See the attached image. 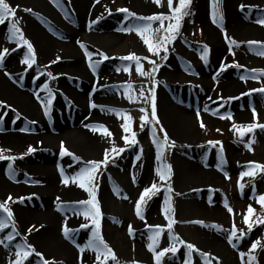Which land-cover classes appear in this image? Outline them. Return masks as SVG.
Wrapping results in <instances>:
<instances>
[{"label":"rangeland","instance_id":"rangeland-1","mask_svg":"<svg viewBox=\"0 0 264 264\" xmlns=\"http://www.w3.org/2000/svg\"><path fill=\"white\" fill-rule=\"evenodd\" d=\"M6 2L12 7L19 6L16 13L19 27L25 37L33 44L37 62L30 69L27 68V65L22 64L21 60L27 51L26 47L18 48L12 52L11 49L16 47L15 42L8 40L6 25H0V50L3 48L10 50L3 65H0V79L20 92L28 91L29 101L31 100L32 108L38 116L35 118L42 120L41 125H49L52 122L53 114L51 115V113L57 107L55 105L56 99L61 97L58 88L63 83H70L78 92H87L95 96V99H98L102 93L114 98V101L110 103L95 102L97 107L94 110L104 112L109 116V120L106 122L99 121L94 125L106 126L112 133V136L109 137L104 135L102 130L93 131L95 133L94 138L99 144L95 152L86 153L78 149L79 138L73 137H64L60 141L41 139L36 140V143L32 142L19 146L0 142V148L10 150L5 151L3 155L23 157L15 161L0 160V181L5 182L6 185L4 186L8 189L5 193L1 190L4 186L0 188V203L4 202L9 195L17 200L14 204L10 203L17 230L19 224L23 223L18 216L20 209L35 211L42 209L45 205L44 199L39 195L38 188H36L38 174L25 172L20 168V165L24 163L38 164L43 155L50 156L51 161L64 165L65 176L71 178L83 167V162L102 160L105 150L116 147L126 148V150L116 156L107 168L101 169V174L96 178V184L98 185L97 199L102 212L101 232L104 240L116 253L119 264H133L134 261L137 264H154L153 254L147 248L148 236L151 235L147 225L166 226L167 220L162 214L166 195L171 196L174 208L175 223L172 234L178 235L184 241L192 243L200 250L217 257L220 264H241L239 252L247 253L251 242L256 239H261L264 243V225H254L253 231L247 232V225H245L242 215L246 213L251 204L255 213L250 219L255 221L264 217V209L256 202L259 195L264 194V173L258 172L254 178L244 177L241 179L240 177L241 172L248 170L249 162L264 164V131L257 128L254 133L246 134L241 138L238 131L232 127L234 123L244 126L250 123L264 124V93L251 91L264 87V75L257 72V78L252 79V73L248 71L250 69H264V56L258 54L264 51V48L260 44L249 45L248 43L249 41L264 43V26L256 22L259 19H264V0H218L219 8L223 13V28L220 24L212 22V0H192L191 15L184 17L180 34L176 41L169 45L167 60H162L160 56L149 53L146 45L135 32L118 31V29L128 27L134 21H125V14L117 11L119 8H127L140 16L168 14L169 9L166 0H162L163 6L156 5L153 0H135L137 6L133 3L125 4L122 0H109L108 6L102 11V18L98 17V23H92L94 20L91 21L92 29L100 34L103 33V35L115 31L121 37V41L116 46L106 49L104 53L109 59L99 63L95 72L89 67L84 49H79L78 63L84 65L89 73L87 84L80 78H71L57 71L58 67L73 63L70 59H63L66 54L63 49L59 50V55L54 59H51L50 53L46 57L42 55L35 35L29 30V22L34 17L39 18L38 21L41 23L40 27L44 33L51 38H57V41L66 39L65 32L58 27L56 28L57 24L45 15L40 16L34 12L22 11L25 8L22 0H6ZM50 2L60 18L67 22L66 16L75 17L76 12H78L73 3L71 4L72 0H59L58 3H53V0H50ZM141 2H143V6H138ZM241 5L245 6L243 11L240 10ZM173 6H178V0H173ZM35 7L37 8V6ZM108 10H111V15H109ZM72 22L70 19V27L74 29ZM167 23L165 21V24ZM152 27H159L158 22H154ZM225 31L227 36L235 39L238 44V46H231V52H234V55L231 54L230 45L224 38ZM90 42L100 44L95 39H91ZM204 45H208L210 49L207 63L200 59ZM129 53H135L140 57H149L161 65L155 74V79L158 82L156 87L157 117L169 137L176 142V147L167 150L164 156V160L173 168L174 175L170 181L173 192L169 194L162 189L158 195L148 200L143 209L145 220L136 216L135 202L145 187L158 180L155 169L159 166V162L156 160L155 145L152 143L151 126H145L143 130L140 128V116L144 113H141L139 109L144 107L150 113V104L130 103L125 98L124 89L121 87L125 83H130L132 85L131 91L137 94L141 88L147 91L151 87L149 77H141L136 73L134 62L120 59ZM160 55L163 56L164 53L161 52ZM57 57H60V60L52 63L56 61ZM97 59L102 58L98 56L95 59L92 58L93 61ZM222 62L227 65L239 63L242 67H228L226 71L220 73L217 80H214L213 77L219 72ZM141 63L145 71H149L152 67L146 60H142ZM129 65L131 66L130 74L123 71L124 67ZM118 68L120 71H117ZM48 72H51L56 79L48 77ZM6 73L11 74V78ZM105 73L108 74L107 83H104L102 79L100 80V76ZM168 74H172L171 77ZM242 76L246 79L242 80ZM44 84H47L53 93V103L47 115L41 103L47 97V91L42 90L41 87ZM16 89L14 91L18 92ZM249 92H251L250 95H243ZM36 94H39L40 100L36 98ZM210 97L211 99H209ZM1 100L2 98H0ZM171 105L189 110L190 116L179 115L178 120L168 117L165 115V110ZM205 105L208 106L209 111H204ZM221 105L223 106L221 107ZM63 108L66 110L65 114L64 111L62 112ZM66 108L65 104L59 106L60 112L65 115V120L70 127L75 125L72 120L82 121L86 116L82 113L72 116L75 108L68 112ZM109 109L123 110L125 114L132 117V129L137 134L138 143L136 145L130 147L125 145L122 139L124 133L121 128V124L124 122L123 118L117 117ZM217 109V114L213 115L212 112ZM253 109L257 114L255 119ZM197 110L200 112V119L206 125L205 129L199 127ZM8 111H10L8 108L0 107V115L7 114ZM11 113L4 115V117L11 116L3 119V122L0 123V136L18 135L19 138L25 140L27 137L33 134L37 136V133L43 131V126L37 122L33 123L18 114ZM229 113L232 119H221V116H227ZM177 121H186L187 127L180 131L171 130V124L175 125ZM20 129H26V131L22 132ZM160 135L162 138V134ZM208 141H220L223 152H220V145L214 147L209 145ZM249 141H254L251 150L246 147ZM61 142L75 156L80 157L81 161L77 162L71 156L62 157L60 155ZM37 144L41 146H37ZM57 145L59 146L58 150H51ZM29 146L34 147L36 151L26 154ZM141 149L143 150L142 154ZM137 155H141L140 160H136ZM181 161L193 164L199 171L208 173L211 176L209 177L210 180H206L204 177L190 178L189 175L182 174L179 167ZM9 164L15 169L14 179L9 178ZM143 171L145 175L141 177L142 174L140 175V173ZM225 173H227V178ZM108 175L112 178L111 182ZM133 177H135V182H133ZM145 178L149 180L148 183H146ZM59 180L62 183V177H59ZM240 183L245 185L243 189H240ZM69 184L77 187L81 193L75 201L89 198L88 193L76 184L71 183V181ZM20 197L26 198L23 203L18 202ZM28 197L31 198L28 199ZM75 201L62 200L53 202L51 205L57 217L64 218L66 214H73L74 209L80 208L74 203ZM225 201L233 208L234 216L227 212L224 206ZM196 203L202 208L200 212L192 208ZM61 204H63L62 208L60 207ZM0 215L3 214L0 213ZM76 216L78 218L77 224L68 225V227L81 229L83 240H81L80 246L83 247L91 235V224L82 215ZM195 220H202L208 225L218 224L224 230H230L234 220L237 229L244 230L247 234L242 240L234 241L236 244L234 248L227 242V231L191 223ZM82 223H89V228H80ZM129 225L135 231L134 236L128 234ZM33 226H35V230L31 233L26 232L29 238L43 233L44 224L40 220L32 224L30 228ZM10 230V228L6 229L5 233L7 234ZM213 236L219 238V243L223 247L209 241V238ZM73 237L74 242L66 238L65 240L69 244L78 241L76 232L73 233ZM24 242L27 241L21 240L20 243ZM171 243L169 234L165 230L157 248L159 250L169 247ZM177 247L179 248L177 255L175 257H172L171 254L166 255L162 264H182L186 250L181 245L177 244ZM0 248V250H6L3 245ZM76 249L78 250V248ZM82 254H89L91 257L89 264H95V253L92 250H86ZM255 255L258 264H264V251L257 249ZM193 261L194 264H202L197 253H193ZM27 264H43V262L40 257L33 255ZM109 264H115V262L110 261Z\"/></svg>","mask_w":264,"mask_h":264},{"label":"snow or ice","instance_id":"snow-or-ice-1","mask_svg":"<svg viewBox=\"0 0 264 264\" xmlns=\"http://www.w3.org/2000/svg\"><path fill=\"white\" fill-rule=\"evenodd\" d=\"M59 0H53V3H58ZM96 3H99V0H95ZM153 2L158 6L162 5V0H153ZM167 7L169 9L168 14L159 13V14H153L149 16H140L135 12L130 11L127 8H119L117 11L124 13V20H132L134 23L130 24L128 27H124L121 29H118V31H123L127 33L135 32L143 41V43L147 47V51L154 56H160L162 60H167L168 58V52H169V45H171L174 41H176L178 35L180 34V30L182 27V22L184 20V17L191 15L190 6L192 3V0H178V6H173V0H166ZM245 8L244 5L240 6V10L243 11ZM19 10V6L12 7L6 0H0V25H6L8 29V40L15 42L16 47L12 48L11 51L15 52L18 48H24L26 47L27 51L25 53L24 58L21 60V63L24 65H27V68H32L34 64H36V53L34 50L33 44L25 37L22 29L19 27V21L17 19L16 13ZM22 11L26 13H32L33 9L31 8H23ZM109 15H111V10H108ZM211 19L213 23L220 24V26L223 28L222 21H223V13L219 8L218 0H212V11H211ZM98 20L92 21V23H98ZM165 21L168 23L165 24ZM154 22H158L159 27L153 28L152 25ZM261 26H264V19H259L256 21ZM224 38L230 45V52H231V46L236 45L238 46L235 39L230 38L227 36L226 31L224 32ZM78 43H80L78 41ZM249 45L252 44H260L262 48H264V43L262 42H256V41H249ZM80 47L84 49V55L87 57L89 61V67L95 72V69L99 63H102L103 60L109 59V57L102 51L97 50L96 52L89 51L87 47L84 44H80ZM8 48H3L0 50V65H3L5 57L7 54H9ZM161 52L164 53L163 56H161ZM210 49L208 45H204L202 48V53L200 56V59L203 60L205 63L208 61ZM232 55H234V52H231ZM259 55L264 56V51H261L258 53ZM93 56L101 57L102 59H97L96 61L92 60ZM120 59L125 61L134 62L135 64V71L136 73L141 77H149L151 79V87L147 89V91L144 88H141L140 91L137 93H133L132 85L130 83H125L121 87L124 89V96L130 103H145L150 104V113L148 109L141 107L139 111L141 113H144V115L140 116V128L143 130L145 126L150 125L152 128V143L155 145L156 148V160L159 162V166L155 169V174L158 178L157 181H153L150 186L145 187L143 191L139 194V198L135 202V214L136 216L141 219L145 220V216L143 214V209L145 205L147 204V201L152 199V197L158 195L161 190L163 189L166 193H172L173 188L171 187V179L174 175L173 168L171 164H168L164 160V156L167 150L171 148L176 147L175 140H172L167 131L164 129V127L160 124V121L157 117V94H156V87L158 82L155 79V74L159 71V68L161 67L160 64L157 63L156 60L150 59L149 57H140L135 53H129L127 56L120 57ZM60 60V57H57L56 61H53L52 63H56ZM142 60H146L148 64L152 65L151 69L149 71H145L143 68V65L141 63ZM228 67H236L240 68L242 67L239 65V63H234L233 65H227L223 62L220 65L219 72L216 74V76L213 77L214 80H217L220 73L227 70ZM131 66L124 67L123 71L128 72L130 74ZM117 71H120L118 68ZM250 73H252L251 78L256 79V73L260 72L262 75H264V69H250L248 70ZM6 75H9L11 78V74L6 73ZM43 75V73H42ZM47 76L56 79V77L53 76L51 72L47 73ZM38 78V77H37ZM242 80L246 79L245 77H241ZM42 90L47 91V97L45 100L41 101L42 106L44 108L45 114L47 115L51 105L53 103V93L51 89L48 87L47 84H44L41 86ZM253 92H262L264 93V87L259 89H253L251 90ZM251 92L245 93L243 95H250ZM36 98L40 100L39 94H36ZM211 99V97L209 98ZM232 99V98H229ZM4 102L0 101V107H4ZM223 105H221L222 107ZM91 108H96L97 105L93 102L90 104ZM109 111L115 113L117 117L123 118V123L121 124V128L123 130V137L124 143L126 146H134L138 143L137 141V134L132 129V117L130 115H127L123 112V110H117V109H109ZM204 111H209L208 106H204ZM218 112V109L213 111L212 114L216 115ZM6 115V113L4 114ZM4 115H0V123L3 122ZM197 119L199 122V127L201 129H205L206 125L203 122L202 119H200V112L197 110ZM255 110L253 109V117L256 118ZM232 119L231 114L229 113L227 116H221V119ZM17 119H19V116H17ZM35 123V122H33ZM85 127L91 128L92 131L102 130L103 134L106 136L111 137L112 133L106 128V126L103 125H85ZM233 129L237 130L239 133V136L243 138L246 134L254 133L255 129L259 128L261 131H264V124L259 123H250L246 126L244 125H232ZM20 131H26V129H20ZM217 131H220L217 129ZM162 134V138L161 135ZM254 141H249L248 144H246V147L251 150V145ZM209 145L216 146L220 145V152H223V146L220 141H208ZM126 150V148H116L113 147L110 150H105L103 159L102 160H90L83 162V167L79 169L78 172L75 173L73 177H67L65 176L64 169L60 168V175L62 177V183L67 187L71 181V183L76 184L80 189L84 190L88 193V199L75 201L74 203L79 205V209H74L73 214L74 215H82L86 221H90L91 224V235L89 237V240L87 244L83 247L80 245H76V247L79 249L80 253H84L86 250H92L95 253V264H109L110 261L115 262V264H119V261L117 259L116 253L113 251V249L109 246V244L104 240L102 232H101V219H102V212L100 203L97 199V187L96 184V178L98 175L101 174L102 168H107L109 163L115 159L116 156H119L121 153H123ZM5 151H10L7 149L0 148V160H8V161H15L16 159L23 157H15V156H5L3 153ZM36 149L32 146H29L27 149L26 154H31L35 152ZM143 150L141 149V154ZM60 155L63 156H71L73 160L80 162L81 158L78 156H75L72 152H70L64 145L63 142L60 144ZM141 155L136 156V160H140ZM71 166V165H70ZM248 170L243 171L240 173L241 179L244 177H252L254 178L257 173H264V164L257 163V162H249L247 165ZM225 176L227 178V173H225ZM9 178L14 179L15 178V169L12 167L11 164H9ZM133 182H135V177H133ZM240 189H243L245 185L243 183L239 184ZM254 190V189H253ZM179 195V193H177ZM31 197H28L30 199ZM127 198V197H125ZM26 198L20 197L18 198V202L23 203ZM57 201H60V197L56 198ZM17 200H14L11 195H9L6 200L2 203H0V213L3 215H0V233L5 232L6 229H11L7 232L6 235L3 236V238H0V245H3L5 248H8L9 246H13L15 248L14 256L9 260V264H27L29 262L30 257L35 255L36 257H40L43 264H52L51 261L45 259L43 257V254L38 252L35 247L27 242L24 243H17L13 245V241L16 239V237L20 236L19 231L16 227V221L14 219V212L10 207V203L14 204ZM262 209H264V194H260L257 201H256ZM225 208L227 209V212L229 214H234V210L232 207H230L225 201ZM60 207H63V204L60 205ZM59 210V209H58ZM174 208L171 202V196L166 195L163 206H162V214L164 215L165 219L167 220L166 226H160V225H147L149 231L151 232V235L148 236L149 243L147 244L148 250L153 254L154 258V264H162L163 258L171 254L172 257H175L179 251L178 245H181L185 248V255L182 264H194L193 261V253H197L200 258L202 264H213V261H215V264H220V261L217 257L212 256L208 252H204L197 248L194 244L184 241L182 238H180L178 235H173V225L175 223L174 217ZM255 213V209L250 204L246 210V213L243 215V221L245 225H247V232L253 231L254 225H264V217L259 218L258 220L253 221L250 219L253 214ZM118 222V221H116ZM191 223L199 224L203 227H211L213 229H219L221 231H227V242L232 245V247H236V244L234 241H239L244 238V236L247 234L244 230H238L237 226L235 224V221L233 220L232 227L230 230H224L222 226L218 224H205L202 220H195L191 221ZM80 228H89V223H82L80 225ZM33 230H35V226L28 229V232L31 233ZM167 230L169 234V239L172 241L169 247H164L162 249L157 248L159 240L162 236V234ZM79 229H72L68 227L67 222L65 221L62 225V234L66 239L73 240L74 237L73 233L78 232ZM239 233V234H238ZM128 234L129 236H134L135 231L132 228L131 225L128 226ZM257 249L260 251H264V243H262L261 239H256L251 242L250 248L246 252H239V258L241 261V264H258L257 257L255 255ZM247 257V259H245ZM81 264H83V260L81 258ZM133 264H137V262H133Z\"/></svg>","mask_w":264,"mask_h":264},{"label":"bare ground","instance_id":"bare-ground-1","mask_svg":"<svg viewBox=\"0 0 264 264\" xmlns=\"http://www.w3.org/2000/svg\"><path fill=\"white\" fill-rule=\"evenodd\" d=\"M24 2L25 8L33 9V12L36 14L45 15L49 19H51L54 23L57 24L56 28H60V30L64 31L66 34V39L59 40L57 38H51L47 36L42 30L40 20L37 17H34L29 22V30L35 35L36 41L40 46V51L43 56H48L50 53L51 59H54L57 55H59V50L63 49L64 53L63 59H70L73 63L67 64L62 67H58L57 71L63 73L62 75H66L71 78H80L84 80L87 84L88 82V72L84 65L78 63L77 54H79V49H81L80 44H84L89 51L96 52L97 50L105 52L106 49H110L117 44L120 43L121 37L115 32L111 31L108 34H100L99 32H95L92 29V20L98 19V17L102 16V11L108 6L109 0H99V3H96L95 0H72L71 4L76 7L77 11L76 16L69 17L66 16L65 21L57 14L56 9L52 7V3L50 0H22ZM133 1V2H132ZM125 4L136 5L135 0H122ZM34 6H37V8ZM137 6V5H136ZM138 6H143V2L139 3ZM199 9V8H198ZM37 15V16H38ZM100 15V16H99ZM39 16V17H40ZM41 18V17H40ZM102 18V17H101ZM70 19H72V25L74 29L70 27ZM52 25H54L52 23ZM43 31V32H42ZM81 31V33H80ZM86 33V34H85ZM84 34V35H83ZM91 39H95L99 41L100 44H94L90 42ZM78 41L80 43H78ZM46 54V55H45ZM97 56H93L95 59ZM50 59V56L48 57ZM87 58V57H86ZM89 62V61H88ZM74 64V65H73ZM171 75L172 74H168ZM108 74L105 73L100 76V80L102 79L105 83L107 80ZM165 77V76H164ZM167 81V80H166ZM170 82V81H169ZM174 83V81H172ZM107 83V82H106ZM173 86V84L170 83ZM10 84H8L3 79H0V98H2V102H4V107L8 108L10 111L7 112L6 115L10 114H18L22 118H26L32 122H37L40 126H43V131L37 133L38 135H31L27 137L25 140L19 138L18 135H1L0 142L9 143L14 146L19 145H27L29 143L35 142L36 140L43 139H55L62 140V138L73 137L75 139L79 138L78 149L82 150L86 153H91L97 151V147L99 146L98 142L94 138L93 131L89 129V127H85V125H94L96 122H106L109 120V116L106 115L102 111H95L94 108L90 107L91 103H95L98 101L100 104L102 103H110L114 101L112 96L107 94H100L98 99H95V96L90 95L87 92H78L74 85L63 83L59 88V96L56 99L57 107L52 111V122L47 125L43 124L42 120H37L35 117L36 112L32 108L31 100L29 101V93L26 92H16ZM28 93V94H27ZM166 93V92H165ZM65 104L67 106V112L70 109L75 108L72 116L75 114L79 115L80 113L86 114L85 118L82 121H77V119L72 120L74 126H68V122L65 120L66 113L63 108L62 112L59 110V106ZM165 115L168 117L178 120L179 115L190 116L191 112L187 109H182L180 107H167L165 110ZM11 116V115H10ZM8 116V117H10ZM4 117V119L8 118ZM37 120V121H36ZM187 121V120H186ZM177 121V124H171V130H183L187 127V122ZM176 127V128H175ZM59 144V142H58ZM40 144H37L39 146ZM41 146V145H40ZM59 146L54 147L51 150H58ZM50 156L43 155L41 157V162L38 164H30L24 163L20 165V168L28 173L38 174V179L36 180V188H38L39 195L44 199L45 205L40 210L29 211L20 209V213L18 216L23 223H20L18 226V231L20 236L16 237L13 241V245L20 243L22 241H27L31 245L35 247L38 252L43 254V257L52 262V264H81V258L83 260V264H89L91 257L89 254H82L77 250L76 245H80L83 237L81 236L83 233L81 229L76 232V236L78 237V241L75 243H68L65 240L64 235L62 234V225L64 222H67V225L77 224L78 218L74 214H66L64 218L57 217L55 214L53 206L51 205L53 202H58L57 197H60V201L62 200H70L75 201L81 195L79 189L72 184H69L67 187L62 184L59 180L60 168L64 169V165L62 163H57L51 161ZM53 162V163H52ZM180 170L182 174L189 175L190 178H205L206 180H210L209 174L199 171L193 164L186 163L181 161ZM64 173L66 171L64 169ZM143 177V173L140 175ZM121 176V175H120ZM108 178L111 182V176L108 175ZM146 183L149 182L145 178ZM6 185L5 182L0 181V188ZM2 191L6 193L8 189L6 186L1 188ZM193 210L201 211V206L197 203L192 207ZM21 214V215H20ZM41 221L44 224L42 228L43 233L38 236H32V238L28 237L27 231L32 224H35L37 221ZM28 223V224H27ZM6 235L5 232L0 233V238ZM209 241L212 243L223 247L219 243V238L213 236L209 238ZM2 245H0L1 247ZM1 249V248H0ZM15 248L13 246H9L6 250H0V264H9V260L14 256ZM3 262V263H2Z\"/></svg>","mask_w":264,"mask_h":264}]
</instances>
